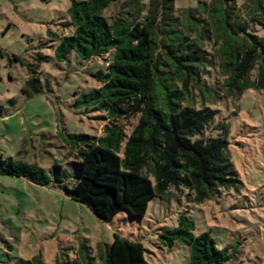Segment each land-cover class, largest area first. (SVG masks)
I'll return each instance as SVG.
<instances>
[{"label":"trees","instance_id":"trees-1","mask_svg":"<svg viewBox=\"0 0 264 264\" xmlns=\"http://www.w3.org/2000/svg\"><path fill=\"white\" fill-rule=\"evenodd\" d=\"M115 1L69 0L65 27L70 31H47L59 37L54 48L59 62L71 52L86 61L106 56L105 70L92 74L100 85L74 103L104 112L108 122L101 134L61 138L73 175L55 161L50 177L44 168L12 156L0 157V173L41 186L56 184L104 222L120 212L142 219L156 196L186 192L199 204L237 189L241 181L230 158L227 125L220 123L219 133L212 134L213 105L237 101L248 89L264 90V0H213L177 13L173 0H124L108 18L104 12ZM12 58L24 64L19 56ZM29 71L22 89L27 97L41 90L36 71ZM130 118L136 122L127 134L121 122ZM158 242L168 249L187 245L188 264L232 263L233 255L210 233L195 234L187 210L178 212L174 227L161 229ZM89 249L82 241L75 258L57 257L55 264H93ZM144 252L140 241L114 232L101 260L149 264ZM11 264L44 262L35 256Z\"/></svg>","mask_w":264,"mask_h":264},{"label":"rangeland","instance_id":"rangeland-1","mask_svg":"<svg viewBox=\"0 0 264 264\" xmlns=\"http://www.w3.org/2000/svg\"><path fill=\"white\" fill-rule=\"evenodd\" d=\"M123 1L113 2L105 15L116 14ZM213 2L173 0L175 13ZM68 6L69 0H0V157L34 163L50 177L55 161L73 175L61 140L66 133L98 136L108 122L103 111L74 106L80 93L100 85L92 74L105 70L106 56L86 61L71 52L66 61L54 58L59 37L47 31H70L65 27ZM29 68L36 71L41 90L27 97L22 89ZM213 107L212 134L219 133L220 123L227 125L229 154L241 181L237 189L222 190L199 204L186 192L174 198L156 196L142 219L120 212L104 222L54 183L41 186L0 173V264L35 256L55 264L57 257L75 258L82 241L95 257L89 261L103 264L105 245L114 232L140 241L149 264H188L187 245L175 243L168 249L158 242L161 229L174 227L182 210L192 216L195 234L208 232L219 248H227L233 255L230 264H264V90L248 89L237 101ZM135 122L122 120L127 134Z\"/></svg>","mask_w":264,"mask_h":264},{"label":"built area","instance_id":"built-area-1","mask_svg":"<svg viewBox=\"0 0 264 264\" xmlns=\"http://www.w3.org/2000/svg\"><path fill=\"white\" fill-rule=\"evenodd\" d=\"M143 2H145V3H148V2H149V0H143Z\"/></svg>","mask_w":264,"mask_h":264}]
</instances>
